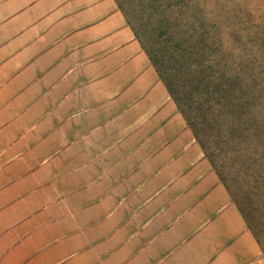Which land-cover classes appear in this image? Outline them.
Listing matches in <instances>:
<instances>
[{
    "label": "crops",
    "instance_id": "obj_1",
    "mask_svg": "<svg viewBox=\"0 0 264 264\" xmlns=\"http://www.w3.org/2000/svg\"><path fill=\"white\" fill-rule=\"evenodd\" d=\"M0 264H264L117 0H0Z\"/></svg>",
    "mask_w": 264,
    "mask_h": 264
},
{
    "label": "trees",
    "instance_id": "obj_2",
    "mask_svg": "<svg viewBox=\"0 0 264 264\" xmlns=\"http://www.w3.org/2000/svg\"><path fill=\"white\" fill-rule=\"evenodd\" d=\"M117 1L231 195L225 166L238 167L253 187L264 182L258 171L264 121L257 112L264 98V13L249 11L243 19L229 6L234 0H215L209 20L201 0ZM241 212L252 228L251 212Z\"/></svg>",
    "mask_w": 264,
    "mask_h": 264
},
{
    "label": "rangeland",
    "instance_id": "obj_3",
    "mask_svg": "<svg viewBox=\"0 0 264 264\" xmlns=\"http://www.w3.org/2000/svg\"><path fill=\"white\" fill-rule=\"evenodd\" d=\"M163 5H168L171 0H163ZM205 1V2H204ZM224 1V0H223ZM222 1V2H223ZM201 6L205 8L206 11V18L210 20L212 18V11L213 5L215 4V0H201ZM234 3V4H233ZM234 5V6H233ZM229 6H233L232 9H236V11H241L243 14V19L246 17V14L251 11L253 15L257 17L259 13H264V0H234L230 1ZM234 10L232 12V16H227L228 18L225 20L226 25H230V21L235 18L233 16ZM41 17V15H40ZM185 23L191 21L189 20L188 16L185 14ZM236 19H234L235 22ZM252 22V21H251ZM250 22V23H251ZM246 26V23L244 24ZM243 32H248V30L244 29ZM242 33V32H241ZM243 35V33H242ZM225 38V37H224ZM259 119L261 122L264 121V98H262V105L261 107L257 108ZM263 153V151H261ZM214 154H217V150H214ZM254 156L250 150L246 152V156ZM262 155V154H261ZM222 154L219 153V157L222 158ZM243 156H245L243 154ZM264 159V158H261ZM219 165L221 162L219 160ZM260 169L259 175L264 177V161L259 163ZM224 174L227 179L228 186L231 187L232 191L235 193V196L231 195L232 200H234L239 208V210L243 212H251L249 216L250 225L255 231V236L263 250L264 253V182H256V186L253 187V182H250V177L247 174L242 173L240 169L236 166H225ZM241 177V179H240ZM223 182V181H222ZM224 183V182H223ZM225 184V183H224ZM226 186V185H225ZM231 194V193H230Z\"/></svg>",
    "mask_w": 264,
    "mask_h": 264
}]
</instances>
